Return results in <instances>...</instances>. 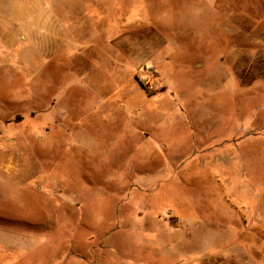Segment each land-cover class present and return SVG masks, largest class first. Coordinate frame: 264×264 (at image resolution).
Instances as JSON below:
<instances>
[{"label": "rangeland", "instance_id": "rangeland-1", "mask_svg": "<svg viewBox=\"0 0 264 264\" xmlns=\"http://www.w3.org/2000/svg\"><path fill=\"white\" fill-rule=\"evenodd\" d=\"M116 1L0 52V264H264V0Z\"/></svg>", "mask_w": 264, "mask_h": 264}, {"label": "crops", "instance_id": "crops-1", "mask_svg": "<svg viewBox=\"0 0 264 264\" xmlns=\"http://www.w3.org/2000/svg\"><path fill=\"white\" fill-rule=\"evenodd\" d=\"M134 2V0H117L116 5L120 8L121 3H130L129 5L133 6ZM47 3L48 0H18L16 2L0 0V52L6 53V55L7 53L21 52L24 60L40 62L41 54L56 53L57 42L63 40L68 31L73 33L72 40L68 42L72 48L74 45L76 46V40L89 35L86 26L77 22L76 13H72L71 3L69 5L63 3L60 6ZM119 20L118 23L105 22L101 25L107 28L109 25L115 27L114 25L117 24V28H123L125 25L131 24L130 21H125L122 18ZM79 29L83 32H78ZM125 49L132 50L129 57L135 58V55H141L151 48L148 42L132 43L127 48L124 46L115 47L112 50V60L116 63L117 60L123 61L126 57ZM60 51L59 49L57 53ZM119 55L121 56L119 57ZM117 65L119 64L117 63ZM115 253L107 252V260H101L99 264H114L112 258ZM117 254L118 259L121 260L120 254ZM68 261V264H78L79 262L74 254L68 258ZM117 263L123 264L121 261ZM173 264H189V261L178 260Z\"/></svg>", "mask_w": 264, "mask_h": 264}]
</instances>
